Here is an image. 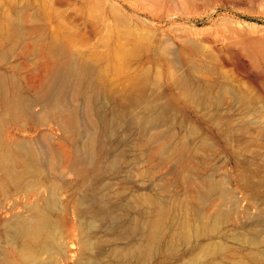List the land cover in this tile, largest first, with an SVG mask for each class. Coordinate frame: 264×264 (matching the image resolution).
Listing matches in <instances>:
<instances>
[{"label":"rangeland","instance_id":"1","mask_svg":"<svg viewBox=\"0 0 264 264\" xmlns=\"http://www.w3.org/2000/svg\"><path fill=\"white\" fill-rule=\"evenodd\" d=\"M10 15L20 18V33L12 32L8 38L5 32ZM54 31L62 33L67 38L69 49L85 56L101 75L105 89L102 88L97 93V108L107 110L113 97L118 99L121 94L126 93L125 88L128 87L131 76L147 72L151 83L145 90L144 100L157 101L156 104H172V111L174 110L171 113L173 117L165 125L150 132H141L136 127L127 129L123 125L129 114L106 125L99 121L94 111H91L89 118L82 111L81 98H75L73 103L79 112L78 114L76 111L79 125L89 130L88 132L92 131V134L94 132L95 148L103 146L100 147L102 151L95 170L91 164L79 161V164L83 163L87 167H84L87 171L83 166L78 169L85 174L89 173L84 176V180H88L85 187L90 193L82 187L83 177L77 172H69L74 166L72 162L64 167V171L68 172L65 181L58 179L55 182L58 188H63L60 196L63 204L62 228L67 250L66 262L62 261L60 264H74L81 253L80 241L85 229L78 211L81 207L77 203L79 192L86 199L85 202L93 201L94 204L105 207L110 205L109 208L114 213L106 216L108 218L97 220L95 224L96 236L100 237L98 244L101 249L105 247L104 251L108 248L106 251H110V247H117L115 250L135 249L133 246L141 242L140 229L148 221L154 206L151 201L141 199L144 195L157 200L159 206L167 209L169 213L172 212H167L163 227L170 222L171 216H190L180 207L188 197L182 194L184 191L188 194L185 189L189 188L185 181L186 172L180 169L181 165H177V158L154 153L157 143L164 140L169 145L179 141L190 143L188 148L195 151V156L184 164L190 166L189 168L191 165L196 166V169L192 166L191 170L194 173L199 172V176L212 174L215 179L225 178L224 183L240 199L237 214L227 220V223H223V230L217 234L223 237L216 235L213 238L215 241L216 238L217 241L226 240L225 243L222 241L225 245L218 242L224 251L220 249L221 257L217 261L220 260L221 264H264V253L245 247L244 241L240 239L243 232L248 235H264L263 229L261 231L264 220L258 214L261 199L239 177L245 169L252 174L251 183L264 181V0H0V76L6 78L7 86L14 85L21 92L24 91L25 96L36 97L37 90L44 85L45 79L48 80L52 67V59H49L51 56L44 49V36ZM132 38L142 41L137 50L132 49ZM120 54L122 57L117 61L116 56ZM177 76L187 78L190 91H196L195 99L187 97L173 83L172 79ZM11 78L13 84L10 83ZM233 91L244 92L253 101L249 105L239 103ZM0 100L2 117V96ZM33 108L36 112L41 104H34ZM24 115L20 117L23 120L11 122L10 127H6L11 135L33 140H37L40 135L44 144L56 150L57 155L62 158V147L66 149L65 130L60 129L54 120L39 125L35 118L28 115L23 117ZM21 122L26 125L21 126ZM177 123H183L184 127L180 128ZM155 134L158 135V140L154 137ZM47 138L52 142L46 140ZM201 140L205 145H198L197 148L196 145ZM54 142L61 151L56 149ZM193 147L199 151L197 154ZM185 154L188 156L189 151ZM112 157L118 162L116 169L110 165L109 160ZM256 191L264 192V185ZM85 193H89L87 197L83 196ZM193 199L190 204H193L194 209L208 215L214 214L210 198L203 200L198 196ZM178 200L183 203L180 204ZM146 215L149 216L146 218ZM1 217L4 220L10 218L4 214ZM163 238L174 248L178 246L176 250L165 252L159 250L157 245V253L153 251L149 258L133 256L117 259L111 253L108 256L102 255L101 261L109 263L111 258V264H175L178 261V264H185L184 258H188L189 264V246L194 242L189 241L185 246L180 239L178 241L175 234H169L167 229L163 230ZM261 248L259 247L264 251V245ZM170 251L174 254L168 253ZM178 255L181 257L178 258Z\"/></svg>","mask_w":264,"mask_h":264},{"label":"bare ground","instance_id":"2","mask_svg":"<svg viewBox=\"0 0 264 264\" xmlns=\"http://www.w3.org/2000/svg\"><path fill=\"white\" fill-rule=\"evenodd\" d=\"M20 21L21 20L17 15H12V16L10 15L8 17V28L7 31L5 32L8 38L11 37L12 32L20 33V27H19ZM66 39L62 33H58L55 31L49 33L46 37L44 36V40H45L44 43L46 44V45L44 44L46 46V48L44 49H46L47 54H50L51 58L47 57L49 55H47L46 57L52 59L51 62L49 61L52 64V67L50 68L51 70H49V68L46 67L50 71L48 80L45 79L46 76L44 78L45 81L47 80L46 81L47 83L44 81V85L42 84L43 86L40 85L41 87L38 90L36 89L37 95L35 98H30L28 97V95L25 96L23 94L24 91L21 92L18 88H16V86L14 87V85H12V87L7 86L8 83L6 84L7 82L6 78L0 76V94H1L0 96H2V100H3L2 110L4 114V116L0 117V264H60L62 261L66 262V255H67V250L65 248L66 240L64 239L65 237L64 230L62 228L63 204L60 197L63 188L61 189L58 188L55 182L58 179H64L67 176L68 172L64 171V167L65 166L68 167L72 162L74 163V166L70 168L69 172L70 171L74 172V174L77 172V174L83 177L81 184L83 185L82 187L86 188L85 186H87V184L85 183L88 180H84V176L86 174L89 175V173L85 174L84 171L78 169V168H82L80 166H83V168L86 167L84 166L83 163H80L83 164L80 165L79 161L89 165L91 164L95 170V167L98 162V158L100 157L99 155L101 154L100 152L102 151L100 147L103 146V145L101 146L98 145L99 148H95V146H93L94 132L92 134L91 133L92 131L88 132L89 130H86L84 127L79 125L78 122L79 118L76 115L77 110L73 103L75 98H81L82 100L81 104L83 109L82 111L87 116H89V118H90L89 114L91 113V111H94L99 121L103 122L104 125L110 124L114 120H121L122 118L128 116L129 114V118L127 117L128 119L125 120L123 119L125 123L123 125L127 129L131 127H132L131 129H134L136 127L137 130L139 129V131L141 132L144 130L150 132V130L156 128L158 129V127L165 125V123H167L173 117L171 115V113L174 111V110L172 111V107H171L172 104L171 105L167 103L156 104L157 101H151L146 99H145L146 101L144 100V97H146L145 90L147 86L151 83L150 77L147 72L144 74H140V75L137 74L131 76L130 77L131 81L128 84V87L125 88L127 89L126 93L121 94L122 96H120L118 99H114L113 97L110 103L111 105L109 108L107 107V110L101 109L99 107L97 108L95 106V101H96L95 98L98 95L97 94L98 91L104 88L103 85L105 84H103V79L101 75L97 73L95 69L90 65L89 61H87L84 58L85 56L83 57L82 55L76 52L73 53L74 51L72 52L69 49V45L67 44L68 42H66ZM131 43H132V49L137 50L140 44L142 43V41L139 38H135ZM42 51L44 52V50ZM116 57H117V61H119L122 56L120 54V56L117 55ZM49 62L46 63L49 64ZM12 78L10 80V83L13 82ZM172 81L175 85L179 87L181 92L190 99H195L197 97L195 94L196 91L195 93L191 92L192 90L190 91V86H188L189 82L187 81V78H185L184 76L174 77ZM233 94L235 95L239 103L249 105L250 102L253 101V99L250 96L248 97L244 92L233 91ZM34 104L36 105L41 104V108H39V110L36 112L35 110L33 111V109L35 108V107L33 108ZM24 114L35 118L36 123H38L39 125H45L48 120H52V121L54 120L60 126V129L62 128L65 130L64 133H66L65 134L66 136L64 135L63 136L65 137L66 149L65 148L63 149L64 146L62 147L61 145L62 150H64V154L62 152L63 154L62 158H60L61 156L57 155V153L55 152L56 150L44 144L43 142L44 140L41 139L42 137H40V135L39 138H37V140H33L29 138H17L11 135V133L6 127L11 125L10 124L11 122H17L23 120V118L21 119L20 117L21 115ZM26 115H24L23 117H25ZM173 120H175V118H173ZM89 121L91 122V119H89ZM20 125L24 127L26 123L21 122ZM183 127H184L183 123L180 124V128ZM80 135H82V137H80ZM78 136L80 138H78ZM157 136L158 135L154 137L156 138ZM156 139L158 140L159 138L157 137ZM46 140H48V138ZM178 140H180V138ZM48 141L52 142L50 140ZM95 141L97 140L95 139ZM158 143L157 146L154 145L156 146L154 153L155 154L157 153L159 155L167 154L166 156L167 158L168 157L177 158V162H176L177 165L178 164L181 165L180 169L182 168L183 171L186 172L185 181H187V183L189 184L188 185L189 188L188 189L185 188V189L188 190L186 191L188 194H185L184 188H183L184 192H182V194L187 195L188 197L186 202H184L185 200L181 199L184 202V203L181 202L183 203L182 205H180L181 203L179 202V200L178 202L180 203L179 204L180 207H182L181 209H184L187 213H189L190 216H188L187 214L188 217L183 218L178 215L181 219H179V217L177 218L175 216H171L170 218L171 220H169L170 222H167L168 224L165 227H163L164 224L163 222L168 215L167 214L168 211H166L167 209H164V207L159 206L157 200L148 198L146 195H144L145 197L141 195L142 196L141 199L145 201L146 200L151 201V203H153L154 205L152 207L153 210L151 208L152 210L151 212L152 214L150 213L151 216H149L150 214L146 215V218L147 216H149L148 221L146 223L145 222L143 223L144 226L142 228L140 227L141 228L140 234L142 236L141 242L137 244V246H133L134 248L136 247L135 249L132 248L127 250H120L118 248L115 250L114 248L117 247H113V248L110 247L111 250L113 249L114 250L106 251L109 250L108 248L104 251L103 249H105V247L101 249L99 246L100 237L97 238L96 236L95 233L96 230H94V228H96L95 224L97 220L101 218L102 219L108 218L106 216L109 215L111 216V214L114 213H112L113 211L109 208L110 205L109 207H105L99 204H94V202L93 201L91 202L90 200H89L90 202H85L86 199L84 200V198L81 197L82 194H80L79 192L80 198L78 201L77 200L76 201L78 205L81 206L80 210L78 211H80L79 213H81L79 215L80 217H82V223L85 230L84 233L82 232L83 236L81 237V241H80L81 253L79 259L74 264H106L108 262L101 261V256L102 255L104 256L105 254L109 255L111 253L117 259L118 257L122 258V257H133V256H139L140 258L142 257L145 259V257L151 255L153 251H156L157 245H158L157 248L159 250H163V251L165 250V252L166 250L174 251V249L178 246L174 248L173 245L169 244L164 240L163 230L165 229H167L168 233L172 234V236L173 234H175L178 237V241L180 239L182 242H184L183 244L187 242L189 243V241L194 242L191 244V246H189L190 247L188 253L189 264H221L220 260L217 261V259L221 257V250L223 248L220 247L221 245L219 243H221L223 240H219L220 241L219 242L217 241L218 238H216L217 239L216 242L215 240H213V238H215V236L221 230H223L222 229L223 227H221L222 224L227 223L232 216L234 217L237 214L238 212L237 209L239 207L238 206L239 198L237 199L236 197L237 194L235 196L233 189L229 188L227 184L224 183L225 178L224 180L223 178L215 179L216 177L215 178L214 176L212 177L211 176L212 174L210 176H207L205 174L199 176L198 170H196L198 173H194L191 170L192 166L194 165H191V168H189L190 166H186V164H184L185 161H187L188 159L191 160L193 159V156H195L194 155L195 151L190 150L188 148L190 143L185 141H179L176 144L169 145L167 144L168 142L166 140L161 142L159 141ZM198 145L199 147L200 146L204 147L205 143L203 142V140H201L199 144L196 145L197 148H199ZM207 147L208 146H205V148ZM56 149H57V145H56ZM186 151H189L188 156L186 155L187 153L185 154ZM197 152L199 151L196 150V154ZM59 154H61V152H59ZM102 154H104V152ZM184 154L186 155V157H184ZM109 161L113 169L118 168V162L116 161V158L112 157L111 160ZM191 163L193 162L191 161ZM238 164H240V162H238ZM193 168L196 169V166H194ZM101 170L103 171V169ZM88 172H90V170ZM96 173L98 172L96 171ZM101 173L103 174V172ZM239 177L240 179H243V182H247L249 185L247 184L246 185L250 186L255 192L256 196H258L261 199V202L258 201L259 203H261L258 209V214L259 217L261 216L260 219L263 218L264 220V192L256 191L257 188L264 185V181L258 180L254 183H251L252 174H249L245 169H243ZM94 178L96 179L97 177ZM182 179H184V177ZM89 180L92 181L91 179ZM62 181H65V179ZM91 183H93V181ZM66 185L68 186V184ZM246 185H243V187ZM82 190L81 192H83ZM87 194L85 193V195L83 196H86ZM198 196L201 197L202 199L210 198V200H212L211 202L214 209L213 210L214 214L208 215L206 214V212H200L196 210L197 208L196 209L193 208V204L191 205L190 202L192 201L193 198H196ZM29 198H32V200L30 201ZM178 202L176 204H178ZM184 210H181V212H184ZM26 212L27 214H24ZM175 212L177 211L175 210ZM1 214H4L5 216H10V218L4 220L3 217H1ZM168 217H170V215ZM205 218H208L209 220L206 221ZM263 226L264 225H262L261 231L262 229L264 231ZM219 236L223 237V235L221 234ZM240 239L244 241L245 247L252 248L253 251L254 249L255 251L258 250V253L259 252L264 253V251L261 250L262 249L261 246L264 245L263 234L257 233L255 235L253 234L248 235L246 234V232L245 233L243 232V234L240 236ZM225 241L226 240L224 239L223 242L225 243ZM185 246L187 245L185 244ZM258 246L261 249H259ZM155 253H157V251ZM168 253H173V252L170 251ZM250 253H252V251L249 252V255L251 256ZM179 257H181V255H178V258ZM109 258H107V260ZM115 258H113V260ZM110 259H109V263H110ZM184 259H186V261L183 260L186 264L188 258H184ZM116 262L119 261L116 260ZM178 262H176L175 264H178Z\"/></svg>","mask_w":264,"mask_h":264}]
</instances>
